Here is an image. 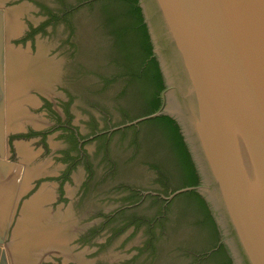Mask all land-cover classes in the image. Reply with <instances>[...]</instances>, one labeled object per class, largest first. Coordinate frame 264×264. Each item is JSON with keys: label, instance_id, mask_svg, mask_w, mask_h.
<instances>
[{"label": "rangeland", "instance_id": "374dc122", "mask_svg": "<svg viewBox=\"0 0 264 264\" xmlns=\"http://www.w3.org/2000/svg\"><path fill=\"white\" fill-rule=\"evenodd\" d=\"M65 4L76 6L77 0H0V6L5 9L17 8L13 18L16 33L6 35L7 48L14 52V56L8 58L10 95L13 99L7 107L6 130L8 132L16 122L22 125L32 120L22 118V114L32 113L46 120V125L42 126L39 120L33 118V125L42 126L40 129L26 124L23 131L8 132L11 138L8 156L19 165L14 188L10 189V198L5 206L7 222L0 229V235L4 231L3 247L10 264H37V261L38 264H53V253L60 255L61 261L70 258L67 264H76L74 258H66L63 253L53 251L46 252L36 261L40 246L49 241L53 244L54 240L49 232L43 238L49 237L50 240L41 242L39 234L46 229L39 227L49 223L42 218L44 207L52 212L68 211L72 224L90 225L82 234L88 230L99 238V242L90 244L96 249L87 247L82 252L83 264H211L207 258L200 257L201 251L208 245L189 237L192 220L188 218L186 226L177 224L176 203L168 210L150 198L135 204L137 198L131 196L129 187L158 190L162 186L155 171L139 158L132 144V130L86 140L85 151L78 149L76 129L80 127L85 133L83 136H87L97 128L99 120L107 129L119 123L122 114L110 97L102 95L103 81L97 69L79 70L74 63V45L87 23V7H75L70 19L75 28L72 35L65 19L50 21L51 11H60ZM87 41L92 39L87 38ZM102 68L98 67L99 71ZM38 81H44L45 89L47 85H52V95L41 93L45 89H39ZM35 95L42 101L40 104ZM15 140L29 142L31 150L36 153L31 161L25 163L22 160L25 157L30 160V148L24 145L25 142H16L23 145L24 151L15 150ZM37 164H43L49 173L28 182L30 176H26L27 179L24 177L28 166ZM22 180L28 182L25 191L22 190ZM42 185L52 194L49 202L46 192L34 195ZM26 202L31 210L26 209ZM116 207L124 208V212H118ZM27 210L32 211L28 212L29 216H25ZM131 213L145 219L135 231L129 226H122ZM149 223L151 227L148 228ZM18 226H21L20 231ZM48 229L51 231L56 227ZM150 236L152 246H145ZM86 239L90 238L87 236Z\"/></svg>", "mask_w": 264, "mask_h": 264}, {"label": "water", "instance_id": "95a60500", "mask_svg": "<svg viewBox=\"0 0 264 264\" xmlns=\"http://www.w3.org/2000/svg\"><path fill=\"white\" fill-rule=\"evenodd\" d=\"M163 88L153 112L103 132L166 115L178 126L231 264H264V0H137ZM0 6V182L6 159L4 11ZM4 231L0 264H8Z\"/></svg>", "mask_w": 264, "mask_h": 264}, {"label": "trees", "instance_id": "16d2710c", "mask_svg": "<svg viewBox=\"0 0 264 264\" xmlns=\"http://www.w3.org/2000/svg\"><path fill=\"white\" fill-rule=\"evenodd\" d=\"M75 7H87L88 20L77 44L72 43L76 51L74 63L79 70L97 69L103 81L102 95L110 97L122 114V120L113 126L157 109L163 85L157 63L151 57V46L137 0H77L76 6L65 4L60 11H51L50 21L65 19L70 35L74 34L70 19ZM101 66L103 70L99 71ZM128 130L133 132L132 144L139 158L157 173L161 193L167 195L198 182L178 126L170 117L158 116L140 122L137 127H126L111 134ZM100 137L105 138L106 134ZM175 203L177 224L186 226L185 221L190 218L189 237L208 245L200 257L207 258L211 264H231L223 246L218 245L215 223L199 194L194 191L180 193L168 202L166 208Z\"/></svg>", "mask_w": 264, "mask_h": 264}, {"label": "flooded vegetation", "instance_id": "af4514ba", "mask_svg": "<svg viewBox=\"0 0 264 264\" xmlns=\"http://www.w3.org/2000/svg\"><path fill=\"white\" fill-rule=\"evenodd\" d=\"M8 62H9L8 61V57L6 55V85H7V91H6V114H7V106H8V103H7V99H8L7 96L8 95L7 94H8V88L10 86V80H9V77H8ZM38 91H40V90H38ZM40 92L43 93V94L52 95L51 94L52 93V85H47L46 89L43 90V91H40ZM35 96L39 99V97L37 95H35ZM38 102L40 104L42 101H40V99H39ZM29 114H31L32 116H34L33 118H35L36 120H39V122L42 124V126L43 125L44 126L46 125V120L37 118L35 114H32V113H29ZM33 118H31L32 120H30V121L24 122V124L22 123V126L23 127L20 128V130L13 131V130H10L9 129L8 132L23 131L26 124L33 125V122L35 121ZM6 122H7V115H6ZM42 126L41 127L40 126H38V127L34 126V127L40 129V128H42ZM112 126L113 125H110L109 127H112ZM85 129L87 131H90L87 128H85ZM107 129L104 128V125H102V123H101L100 120H99V123H98L97 128L94 129L92 131V133L90 131L89 132L90 134L87 135V136H83V135H85V133H83L81 131V128L80 127H79L78 130L76 129V141L79 144L78 149H80L81 151H83V150L85 151V149H86L85 148V145H86V142L85 141L86 140L87 141L88 140L91 141V140H95L97 138L99 139V138H101L100 136L102 134H106V137H110V135H111L112 132L111 133L103 132V131H105ZM8 132L6 134V146H7V156H6V159L13 161L8 156L9 141L11 139L9 137ZM16 142H25L24 145H26V147L30 148L28 141H25V140H15L14 141L15 150H17L16 149ZM11 144L13 145V142L12 141H11ZM29 150L31 152L32 157L30 158V160H29V158L25 157V159H26V161H24L25 163H27L28 161H31L35 157V154H36L34 151L31 150V148ZM82 153H84V152H82ZM17 154H18V152H17ZM19 156L21 157V155H19ZM29 169L31 171H33L34 175L30 172V174L33 175V176L29 175L30 176V179L28 180V182L29 181L31 182V180L33 178H35V177L45 176V175H47L49 173V171L44 167L43 164H37V165H33V166L30 165V166H28V169H27L26 172H29L30 171ZM18 171H19V169H18ZM18 171H16L15 173L11 174V176L6 181H4V182L1 183L2 185H0V195L3 194V195H7L8 196V193L10 192V189H13L14 188V183L16 182V179H17V176H18V173H19ZM36 174H37V176H36ZM135 174L141 175V173H138V172L135 173ZM156 176L158 178L157 173H156ZM24 177H26V176H24ZM24 180H22V183H23L22 190L23 191H25V189H28L27 188L28 187V184H27L28 182L26 183V181H24ZM29 186H30V184H29ZM45 188H46V186L45 185H42V187L40 188V190H38L34 195H37L38 196V195H41V193L46 192L49 195V198H48V202H49L50 200H52V194H50V192H48V190H46ZM161 189H162V187L160 189H158V190H142L139 187L138 188H131V187H129V191L131 193V196L133 195V196H135L137 198L136 201H135V204L136 203H137V205L138 204H141L145 199L150 198V199H152V201L154 203L157 202V203L160 204V206H163V209L164 210H168L169 208H166V205L168 204L169 201L167 202V201L163 200L157 194H151L150 193V192L161 193L160 192ZM25 204H29V203L26 202ZM24 205H23V207H24ZM23 207H22V209H23ZM117 209H118V212L120 211V213L121 212H124V208H122V207L121 208H117ZM42 211H41L43 213L42 218H46V221L49 222V223L44 224V226H42V227H39L42 230L46 229V230H44L45 232L43 231V233H40L39 234L41 236V238H42L41 239L42 240L41 242H44V241H46L48 239L50 240L49 237L43 238L49 232H51L50 236H53L54 237V240L52 241L53 244H49L50 243V241H49V242H46L47 244H43V245L40 246V250L41 251H39V254L36 255V257H35L36 261L37 260H40L39 258L42 257V256H44L46 254V252L53 251V252L63 253L66 258H69V257L74 258L73 261L76 264H83V260H82V258H83L82 257V254L83 253L82 252H84L85 250H87L88 249L87 247H95V249H96V246H93V245H90V244H94V242L95 243L96 242H99L98 241L99 238H97V236H95L93 232H87L88 230H86L85 231V234L84 233L82 234V232L85 229H88V227L90 225H88V226L81 225L80 226V225H76L75 222H74V224H72L73 223V220H72V217L70 218L71 215H70V213L68 211H66L64 213H61L59 211L52 212L51 209H49L47 207H44L42 209ZM21 214H22V211H21ZM97 219H99V221H100L101 217H99ZM142 219H144V218L143 217H140V216H137L136 214L131 213V214H129V216L125 220V223L122 226H129L132 231H135L137 229V227H139L141 225L139 223H142V221H143ZM43 220H42V222H44ZM52 222H53V224H51ZM50 226H55L56 229H52L50 231V229H48ZM147 226H148V228L151 227V223H149ZM90 228H92V227H90ZM142 231L143 230L141 229V232ZM86 234L90 238L89 240L86 239L87 238ZM13 235H14V233H13ZM152 243H153L152 236H150L146 240L145 246H147V244H151L150 246H152ZM78 249H80V250H78ZM53 254H54V255H52V257L54 259L53 264H67L71 260L69 258V259H65L64 261H61V259H59L60 255H57V253H53ZM59 260L61 262H58ZM38 263H39V261H37V264Z\"/></svg>", "mask_w": 264, "mask_h": 264}, {"label": "bare ground", "instance_id": "6f19581e", "mask_svg": "<svg viewBox=\"0 0 264 264\" xmlns=\"http://www.w3.org/2000/svg\"><path fill=\"white\" fill-rule=\"evenodd\" d=\"M16 11H17V8H15L14 6L13 7H9V8H6V10L4 11V38H5V49H4V52H5V54H4V57H5V74H6V51H7V53H8V58H9V56H10V58L11 57H13L14 56V52L11 50V48H7V50H6V35H9V34H13V33H16V24H15V22H14V20H13V18H14V15L16 14ZM6 31H7V33H6ZM36 84H38V86L40 87L39 89H45V86H44V81L43 82H40L39 83V81L36 83ZM6 91H7V85H6V75H5V132H6V134H7V124H6ZM9 94H7L8 96H7V98H9V101L7 102L8 103V105H9V103L10 102H12V99H13V97L10 95V86H9ZM22 92V91H21ZM8 100V99H7ZM24 100V99H23ZM26 100V99H25ZM8 107V106H7ZM8 112V111H7ZM8 114H9V112H8ZM21 113H19V115H20ZM22 118H24V119H30V118H33V116L32 115H26V114H22ZM17 120H18V118H17ZM23 126L21 125V124H19L18 122H16L15 124H13L12 125V127L10 128L11 130H13V131H15V130H20V128H22ZM16 147H17V150L19 151V152H22V150L24 151V147H23V145L22 144H19V143H16ZM6 156H7V149H6ZM25 159V158H24ZM23 159V161H26V159L24 160ZM17 171V168L14 170V172L13 173H15ZM30 172L34 175V173H33V171H29V172H26V175L25 176H28V175H31L30 174ZM12 173V174H13ZM33 175H31V176H33ZM39 175V174H38ZM11 176V175H10ZM9 176V177H10ZM36 176H37V174H36ZM26 179H27V177H25ZM30 179V178H29ZM26 209H28V210H31L32 208L29 206V204L28 205H26ZM27 210V214L25 213V216H29V213H32V211H28ZM29 212V213H28ZM24 216V215H23ZM24 216V217H25ZM24 221V218H23V220H20V223H22ZM19 224V223H18ZM21 226H22V224H21ZM21 226L19 227L18 226V231H20L21 230ZM38 237V236H37ZM54 238V237H53ZM4 248V247H3ZM5 250V252H6V249H4ZM6 256H7V261H8V264H10V261H9V259H8V253L6 252ZM14 256V255H13ZM18 260V259H17Z\"/></svg>", "mask_w": 264, "mask_h": 264}, {"label": "crops", "instance_id": "0c3cea01", "mask_svg": "<svg viewBox=\"0 0 264 264\" xmlns=\"http://www.w3.org/2000/svg\"><path fill=\"white\" fill-rule=\"evenodd\" d=\"M6 50H7V45H6ZM6 55H7V51H6ZM1 183L2 182H0V185H2ZM7 200H8L7 195H3V194L0 195V206L2 208V209L0 208V229H2L3 224H6L7 222L6 220L7 210L5 209V206L7 205Z\"/></svg>", "mask_w": 264, "mask_h": 264}]
</instances>
